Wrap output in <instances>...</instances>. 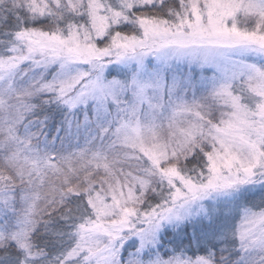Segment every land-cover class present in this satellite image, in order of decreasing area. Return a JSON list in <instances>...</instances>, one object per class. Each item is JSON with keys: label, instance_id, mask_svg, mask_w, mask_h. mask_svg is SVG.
Listing matches in <instances>:
<instances>
[{"label": "snow or ice", "instance_id": "obj_1", "mask_svg": "<svg viewBox=\"0 0 264 264\" xmlns=\"http://www.w3.org/2000/svg\"><path fill=\"white\" fill-rule=\"evenodd\" d=\"M0 264H264V0H0Z\"/></svg>", "mask_w": 264, "mask_h": 264}]
</instances>
